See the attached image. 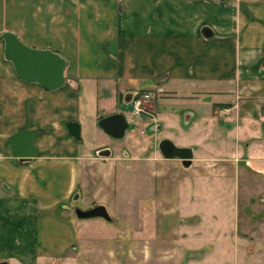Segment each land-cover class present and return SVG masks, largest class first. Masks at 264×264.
I'll return each instance as SVG.
<instances>
[{"label": "crops", "instance_id": "0c3cea01", "mask_svg": "<svg viewBox=\"0 0 264 264\" xmlns=\"http://www.w3.org/2000/svg\"><path fill=\"white\" fill-rule=\"evenodd\" d=\"M5 32L59 53L68 66L65 86L49 91L22 80L0 43L2 263L89 252L76 209L104 206L119 217L129 180L140 199L143 189L162 192L168 211L170 188L237 187L240 164L262 154L264 0H0ZM143 94L151 96L149 116L135 112ZM118 113L140 136L133 148L99 126ZM27 131L40 132L39 155L21 160L11 142ZM163 140L192 149L191 165L164 157ZM242 140L252 157L241 156ZM188 201L205 206L187 214L209 216L216 199Z\"/></svg>", "mask_w": 264, "mask_h": 264}, {"label": "rangeland", "instance_id": "374dc122", "mask_svg": "<svg viewBox=\"0 0 264 264\" xmlns=\"http://www.w3.org/2000/svg\"><path fill=\"white\" fill-rule=\"evenodd\" d=\"M140 141L139 134L133 131L118 139L131 148ZM258 141H264V132L259 134ZM245 144L242 140L239 145L241 156L247 159L252 156ZM262 148V154L256 155L250 166L242 163L237 168V187L234 182L223 181L217 188H170L167 197H172L174 203L172 199L167 203L168 211L162 210L158 202L162 192L145 195L143 189L140 199L135 195L133 180H129L120 200L122 215L115 214L117 218L112 222L103 218L76 220L78 239L90 242L89 252L73 251L57 261L46 259L43 264H233L246 251L251 255V264H264ZM229 174L234 177V168ZM201 194L206 205L216 199L211 202L213 210L209 216L187 214L188 210L197 208L199 212L204 208L196 201L188 204V199H197Z\"/></svg>", "mask_w": 264, "mask_h": 264}, {"label": "water", "instance_id": "95a60500", "mask_svg": "<svg viewBox=\"0 0 264 264\" xmlns=\"http://www.w3.org/2000/svg\"><path fill=\"white\" fill-rule=\"evenodd\" d=\"M206 33H211L206 29ZM0 43L4 44L5 59L11 62L17 75L28 83H37L49 91H57L65 86L66 69L68 61L59 53L51 49H37L24 43L15 33L5 32L0 34ZM99 126L115 139L125 137L127 131L134 127L130 124L123 113L105 117L99 121ZM70 133L80 138V125L71 123ZM39 131H27L19 133L12 138V150L16 157L21 160L32 159L39 155L36 139ZM160 151L166 158L181 159L186 166H190L194 157L192 149L177 147L169 140L161 141ZM79 219L103 218L109 222L113 219L104 206H97L90 210L76 209ZM0 264H7L2 263Z\"/></svg>", "mask_w": 264, "mask_h": 264}, {"label": "built area", "instance_id": "2783aa9c", "mask_svg": "<svg viewBox=\"0 0 264 264\" xmlns=\"http://www.w3.org/2000/svg\"><path fill=\"white\" fill-rule=\"evenodd\" d=\"M150 94H143L141 97L134 101L135 112L137 114H146L149 116L148 110L144 106V102L150 99Z\"/></svg>", "mask_w": 264, "mask_h": 264}, {"label": "flooded vegetation", "instance_id": "af4514ba", "mask_svg": "<svg viewBox=\"0 0 264 264\" xmlns=\"http://www.w3.org/2000/svg\"><path fill=\"white\" fill-rule=\"evenodd\" d=\"M238 217V215H237ZM238 231V228H237ZM244 257V258H242ZM241 258H239L235 263L233 264H251V255H249V253L246 251L245 255H243ZM247 260V261H245ZM222 264H231L229 262H224Z\"/></svg>", "mask_w": 264, "mask_h": 264}]
</instances>
